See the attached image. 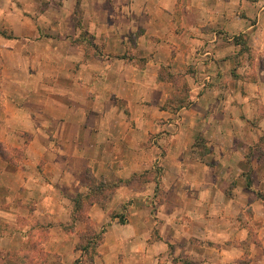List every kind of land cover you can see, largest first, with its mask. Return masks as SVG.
I'll use <instances>...</instances> for the list:
<instances>
[{
    "label": "crops",
    "instance_id": "1",
    "mask_svg": "<svg viewBox=\"0 0 264 264\" xmlns=\"http://www.w3.org/2000/svg\"><path fill=\"white\" fill-rule=\"evenodd\" d=\"M61 1L49 2V34L27 17L13 37L0 36V143L23 145L25 154L10 162L0 152V250L35 257L38 246L71 264L84 226L60 223L86 172L115 180L158 164L161 221L146 206L151 183L121 186L119 201L133 202L129 223L108 227L89 264H170L160 249L184 226L183 214H200L199 227L216 230L206 226L211 217L244 213L242 203L257 200L245 187L251 168L264 183V0ZM240 33L249 51L235 45ZM165 69L190 84L177 113L161 107L173 89ZM90 215L104 219L97 207ZM224 232L231 246L232 226Z\"/></svg>",
    "mask_w": 264,
    "mask_h": 264
},
{
    "label": "rangeland",
    "instance_id": "2",
    "mask_svg": "<svg viewBox=\"0 0 264 264\" xmlns=\"http://www.w3.org/2000/svg\"><path fill=\"white\" fill-rule=\"evenodd\" d=\"M50 1L51 0H0V36L13 37L14 26L19 25L26 27L27 24L25 23V20H29L27 17L38 20L43 26L40 32L41 35L49 34L46 31V23L49 14L53 12L49 11ZM53 1L55 5H61L62 2L61 0ZM20 14L22 16H20ZM18 32L25 33V30L19 29ZM233 41L235 45H239V49L242 52L249 51L247 36L245 34L240 33L239 35L234 36ZM167 73L172 74L174 77V79L171 80L173 89L170 91L167 100L161 105V107L177 113V111L179 112V109L188 106L189 104L188 98L190 84L186 78V74L172 73L169 72L168 69L161 72L162 79H165ZM204 80H210V76H205ZM174 99L175 101L176 99L178 101L181 100L183 106L177 107L176 109V106L178 105L174 103ZM2 108L3 105H1L0 97V111H2ZM2 123L3 122L0 121V130L3 127ZM258 143L261 148V152L259 151L260 154L258 155L260 158L264 151V136L260 138ZM194 144L200 149V155L207 150V146L203 139L199 137L195 140ZM254 145H251V147H254ZM2 146L3 152L5 153L7 160L10 162L20 160L25 155L23 152V145L17 147L7 145L4 142L2 143ZM252 148L245 153V159L250 162H252V158L256 155V152L252 151ZM199 153L196 151L195 157H198ZM88 172L95 177V182L101 180L105 182V184L118 183V186L114 189L104 188L100 191L97 190L96 192H91L87 199L84 198V200L80 202L81 207H78L75 211L73 202L74 198L79 194L85 197L90 191L86 180ZM162 175L163 170L158 164H155L152 168L145 169L141 173H133L128 178L115 180H106L104 177H97L88 170L85 176V190L72 198V212L69 221L66 223H60V225L67 231L74 229L77 224L84 226V229L77 233V240L75 241L72 250L73 253L71 252L73 255L71 254L72 256L70 257L71 259L73 258L72 262L77 258H82V261L79 264H89L94 261L99 254V249L101 248L100 245L104 242L105 233L107 232L108 227L115 224L127 225L129 223V208L133 202L131 199L119 201L118 198L120 194L117 192V189L121 186H129L134 183L138 185L151 183L153 185V188L150 190L152 199H146V206H150V214H153V219L161 221L162 217L157 213V209L158 205L161 204L164 199V183L162 181ZM257 175L259 178L261 177V182L264 174L259 171L257 172ZM246 178L247 185L245 187L249 193L258 194L257 200L249 199L247 204L242 203L243 205H247L246 209L243 208L245 210L244 213L237 208L232 207L233 211L237 209L235 215H231L228 211V214L224 215L222 218H220L219 215L211 217V221L209 220V222L212 223L206 226L215 225L217 228L216 230H208L204 228V226H201L200 228V223L204 220L203 216L200 214L195 215L189 212L181 216V221L184 223V226L180 227L179 233L174 232L172 239L168 240L166 245L160 249L161 252L165 251L166 259L170 260V264H224L223 258H235L236 264H264V183L263 185L258 184V177L255 172L252 171V168L247 172ZM230 189H232V187H230L229 190ZM218 199L219 196H216V203H222ZM148 200L150 202H148ZM93 207L103 210L104 219L96 220L91 217L90 212ZM232 221H235L236 223ZM239 225L244 229V233H242L238 239H235L236 233L234 232L239 228ZM229 226H232L233 232H231V234L234 235V239L230 240L231 246H225L226 234L224 231ZM85 233L89 234V238L92 242L87 250L88 254L75 249L76 245L81 242L82 235ZM118 233H120L119 236L125 237L127 236L128 231L126 227H123ZM94 247L95 251L90 256L89 254ZM37 248L38 246H34L33 248L36 255L35 257H29L28 254L20 253L16 250H0V264H63L61 257L57 254L51 256V254L44 251L43 248Z\"/></svg>",
    "mask_w": 264,
    "mask_h": 264
},
{
    "label": "trees",
    "instance_id": "3",
    "mask_svg": "<svg viewBox=\"0 0 264 264\" xmlns=\"http://www.w3.org/2000/svg\"><path fill=\"white\" fill-rule=\"evenodd\" d=\"M166 70V69H165ZM165 70H162L161 72H163V71H165ZM165 79L166 80H173L174 79V77H173V75L172 74H170V73H167V75H166V77H165ZM174 101V103L176 104V105H178V106H176V109H177V107H180V106H183V103H181V100H177L176 99V101H175V99L173 100ZM2 146V144H0V152H1V154H2V156L3 157H6L5 156V153L3 152V146ZM86 180H87V183H88V185H89V189H90V191H89V193L85 196V197H83V196H81L80 194L79 195H77V197H75L74 198V200H73V202H74V210L76 211L77 210V208L79 207H81L80 206V202H82L83 200H84V198H88V196H90V193L91 192H96L97 190H102V189H104V188H111V189H114L115 187H117L118 186V183H113V184H105V182H103V181H98V182H95V177L91 174V173H87V176H86ZM106 186H108V187H106ZM98 193V192H97ZM95 201V200H94ZM91 240H90V238H89V234H84V235H82V237H81V242L79 243V244H77L76 245V247H75V249H77V250H80L82 253H87V250L89 249V246L91 245ZM97 245V244H96ZM96 245H94V246H96ZM94 251H95V247L92 249V251L90 252V256L94 253ZM88 254V253H87ZM82 256V255H81ZM89 256V257H90ZM81 261H82V258H77V259H75L73 262H72V264H79V263H81Z\"/></svg>",
    "mask_w": 264,
    "mask_h": 264
}]
</instances>
